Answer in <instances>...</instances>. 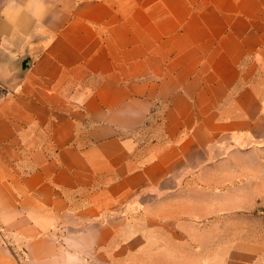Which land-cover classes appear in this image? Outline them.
<instances>
[{"label":"crops","instance_id":"1","mask_svg":"<svg viewBox=\"0 0 264 264\" xmlns=\"http://www.w3.org/2000/svg\"><path fill=\"white\" fill-rule=\"evenodd\" d=\"M262 78L264 0H0V264H264Z\"/></svg>","mask_w":264,"mask_h":264},{"label":"rangeland","instance_id":"2","mask_svg":"<svg viewBox=\"0 0 264 264\" xmlns=\"http://www.w3.org/2000/svg\"><path fill=\"white\" fill-rule=\"evenodd\" d=\"M259 78V77H258ZM263 79V78H262ZM259 87H262V88H264V79H263V81H261L260 83H259ZM262 92V91H261ZM262 94H264V91L262 92ZM257 147H253V146H250L249 147V149H251V150H254L255 151V148H256V151L254 152V154L255 155H260L261 157H264V142L263 143H260V144H258V145H256ZM260 166H262L263 167V172H264V158H263V162H261V165ZM262 209H261V211H259L258 213H252V214H247L249 217H253L254 218V216L259 220V221H262L263 223H264V196L262 197ZM261 243V242H260ZM250 245V244H249ZM258 245V244H257ZM261 246H262V250L261 249H257V251L256 252H253V251H251L250 250V248H249V250L250 251H248V256H250V255H258V256H260L261 254H263L264 253V243H262L261 244ZM201 256H203V254L201 255ZM206 259V258H205ZM259 262H262L261 260H259ZM263 262H264V260H263Z\"/></svg>","mask_w":264,"mask_h":264}]
</instances>
